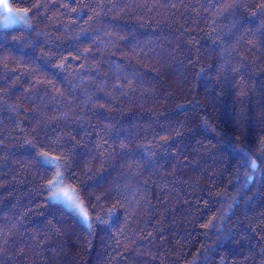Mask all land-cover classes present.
<instances>
[{"label":"trees","instance_id":"1","mask_svg":"<svg viewBox=\"0 0 264 264\" xmlns=\"http://www.w3.org/2000/svg\"><path fill=\"white\" fill-rule=\"evenodd\" d=\"M10 3L0 264H264V0Z\"/></svg>","mask_w":264,"mask_h":264},{"label":"snow or ice","instance_id":"2","mask_svg":"<svg viewBox=\"0 0 264 264\" xmlns=\"http://www.w3.org/2000/svg\"><path fill=\"white\" fill-rule=\"evenodd\" d=\"M28 12V8H15L13 4L10 3V0H0V23H3L5 27L21 22L27 23ZM240 151L243 152L242 149ZM42 155L44 157L42 163L51 174V178L47 185V190L51 193L50 199L63 203L67 208L75 211L77 215L82 217L84 223L91 227L88 211L79 198L78 190L71 184L66 183L67 176L61 170V157L49 156L48 153H43ZM244 156L248 157L246 161L248 166L252 169H256V161L252 160L247 153H244ZM210 224L211 221H209V225Z\"/></svg>","mask_w":264,"mask_h":264},{"label":"rangeland","instance_id":"3","mask_svg":"<svg viewBox=\"0 0 264 264\" xmlns=\"http://www.w3.org/2000/svg\"><path fill=\"white\" fill-rule=\"evenodd\" d=\"M29 25H30V19H29V14H28V21H27V23L21 22V23H18V24H15V25H11V26H8V27H5L3 25V23H0V28H2V29H8V28H14V27L26 28V27H29ZM55 202H57V201H55ZM58 203H60V202H58ZM61 204L64 205L63 203H61ZM67 209H69V208H67ZM70 211H72L75 215H77L75 211H73V210H70ZM77 216L83 221L82 217H80L79 215H77Z\"/></svg>","mask_w":264,"mask_h":264}]
</instances>
